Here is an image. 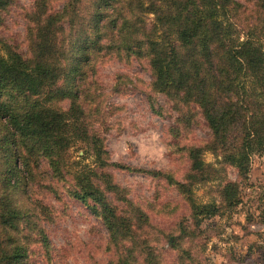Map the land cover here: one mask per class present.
Returning <instances> with one entry per match:
<instances>
[{
  "label": "trees",
  "instance_id": "1",
  "mask_svg": "<svg viewBox=\"0 0 264 264\" xmlns=\"http://www.w3.org/2000/svg\"><path fill=\"white\" fill-rule=\"evenodd\" d=\"M8 2L0 0V9ZM36 2L29 57L0 35V91L10 96L9 101L0 100V264L27 262L29 236L24 226L34 213L29 215L20 206L17 193L22 190L25 194L28 185L41 176V159L47 161L54 177H73L74 198L92 203L109 230V246H114L117 256L110 264H134L139 256L145 264H160L156 255L137 245L141 238V246L156 241L151 236L154 226L142 210H138L141 222L137 223L125 207L116 205L122 198H114L120 188L112 176L90 167L69 171L60 151L66 141L67 150L86 135L85 125L76 114H70L72 122H65L64 115L37 99L55 91L66 92L73 107L80 108L78 83L87 81V68L95 56L111 48L146 57L152 89L196 104L211 129L209 146L187 148L191 171L206 172L202 155L210 150L220 152L224 162L247 176L251 156L264 155V0H256L260 25L246 31L234 20L243 6L236 0H89L86 6L85 0H65L55 11L50 0ZM48 7L53 11L50 14L46 13ZM150 14L155 19L148 25L145 16ZM66 22L71 27L69 38L63 36ZM61 76L65 77L63 86L52 90ZM73 135L75 140L70 138ZM90 141L96 166L113 165L96 137ZM157 173L177 187L189 205L192 222L220 214L224 204L239 202L238 186L233 182L222 188L223 204L216 198L200 201L193 197V186L208 179L194 177L189 185L176 182L170 174ZM188 224H179L178 231L194 239L197 234ZM159 234L172 249L188 253L172 231Z\"/></svg>",
  "mask_w": 264,
  "mask_h": 264
},
{
  "label": "rangeland",
  "instance_id": "2",
  "mask_svg": "<svg viewBox=\"0 0 264 264\" xmlns=\"http://www.w3.org/2000/svg\"><path fill=\"white\" fill-rule=\"evenodd\" d=\"M36 1L9 0L5 9H0L2 39L25 57H29L30 39L35 32ZM236 1L243 5L234 19L240 28L246 31L258 27L262 16L256 0ZM88 2L85 0L84 6ZM64 3L65 0H50V7L59 10ZM46 9L47 14L53 12L49 7ZM145 18L150 25L155 16ZM64 30L63 36L68 34L69 38V22L64 24ZM108 35L104 36L105 43L110 39ZM87 75L86 82L78 83L82 90L77 100L80 108L73 107L66 92L55 91L53 95L34 99L64 115L65 122H72L70 114H76L85 125L86 135L71 143L67 150L66 141L60 152L70 172L90 167L111 175L120 188L114 198H122L116 205L125 207L135 222H141L137 220L139 209L148 215L154 226L151 236L156 241L141 246V238L139 248L151 251L160 264H264V155L251 156L249 173L245 176L224 162L220 152L217 155L206 150L202 155L206 172L198 175L191 171L187 148L209 146L211 129L196 104L152 89L153 76L146 57L108 48L94 57ZM64 78L61 76L51 89L63 86ZM9 98L0 91V100ZM92 136L105 148V158L113 165L104 169L96 166L90 145ZM70 138L75 140V135ZM41 165L38 180L28 185L25 194L22 190L17 193L20 206L26 207L29 215L34 213L24 226L29 236L26 264L115 262L117 256L114 246H109L107 226L97 217L90 201L72 196L73 177L66 174L61 180L52 175L46 160L41 159ZM157 171L189 185L195 182L194 177L199 181L208 179L193 186V197L200 201L216 198L224 204L222 188L233 182L238 186L239 202L224 204L220 214L192 222L188 203L167 176ZM182 222L190 223L196 238L179 233ZM161 231H172L177 236L176 242L188 253L172 249L159 234ZM138 258L134 264H145L141 256Z\"/></svg>",
  "mask_w": 264,
  "mask_h": 264
}]
</instances>
